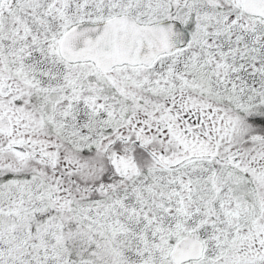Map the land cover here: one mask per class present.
Here are the masks:
<instances>
[{
  "label": "snow or ice",
  "instance_id": "obj_1",
  "mask_svg": "<svg viewBox=\"0 0 264 264\" xmlns=\"http://www.w3.org/2000/svg\"><path fill=\"white\" fill-rule=\"evenodd\" d=\"M0 264H264V0H0Z\"/></svg>",
  "mask_w": 264,
  "mask_h": 264
}]
</instances>
